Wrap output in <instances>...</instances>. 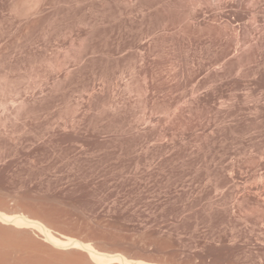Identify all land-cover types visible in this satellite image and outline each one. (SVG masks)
Masks as SVG:
<instances>
[{"label": "rangeland", "instance_id": "374dc122", "mask_svg": "<svg viewBox=\"0 0 264 264\" xmlns=\"http://www.w3.org/2000/svg\"><path fill=\"white\" fill-rule=\"evenodd\" d=\"M261 182L264 0H0V214L106 259L1 216L0 264H264Z\"/></svg>", "mask_w": 264, "mask_h": 264}, {"label": "bare ground", "instance_id": "6f19581e", "mask_svg": "<svg viewBox=\"0 0 264 264\" xmlns=\"http://www.w3.org/2000/svg\"><path fill=\"white\" fill-rule=\"evenodd\" d=\"M262 183V182H261ZM264 183L262 184H254L255 186H251L252 189L250 188L251 191H249L250 193H252L253 197H254V201L257 204V206L260 207V212H262V216L264 217ZM4 217L3 219L7 221L11 220L14 221L16 223H30L34 226L40 227L41 229H43L45 232H47L48 237L54 241L55 243L60 244L61 242L63 243V245H69L74 243L75 245H79L81 244L84 245L90 252L91 256L98 262L103 263L104 261H106V259L103 258L102 254H99L98 252H96V249L94 248V246L91 243H83L81 241H79V239H75L73 237H68L67 240L63 241L60 238H58L56 235H54V233L52 232V230L50 228H48L46 225H43L42 222H38L35 220L32 221H28V219L26 218L25 215H18V216H10L7 215L6 213L0 214V217ZM30 220V219H29ZM264 220V218H263ZM122 257V256H121ZM119 257V258H121ZM113 258V257H112ZM116 258V256L114 257ZM122 259V258H121ZM126 260V261H125ZM125 263L124 264H152L143 260H136V261H130L128 259L125 258Z\"/></svg>", "mask_w": 264, "mask_h": 264}]
</instances>
